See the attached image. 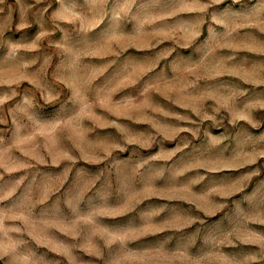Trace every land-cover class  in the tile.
<instances>
[{"label":"rangeland","instance_id":"374dc122","mask_svg":"<svg viewBox=\"0 0 264 264\" xmlns=\"http://www.w3.org/2000/svg\"><path fill=\"white\" fill-rule=\"evenodd\" d=\"M0 264H264V0H0Z\"/></svg>","mask_w":264,"mask_h":264}]
</instances>
